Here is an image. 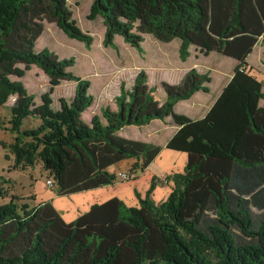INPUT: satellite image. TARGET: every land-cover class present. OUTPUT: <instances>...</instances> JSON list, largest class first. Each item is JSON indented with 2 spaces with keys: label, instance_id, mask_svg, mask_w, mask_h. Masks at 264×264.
Segmentation results:
<instances>
[{
  "label": "trees",
  "instance_id": "trees-1",
  "mask_svg": "<svg viewBox=\"0 0 264 264\" xmlns=\"http://www.w3.org/2000/svg\"><path fill=\"white\" fill-rule=\"evenodd\" d=\"M34 1L39 2L0 0V106L17 97L5 127L13 135L12 168L26 170L41 162L46 182H52L46 185L57 196L129 181L162 147L118 131L168 116L178 128L165 148L184 152L186 162L181 171L160 179L170 188L164 200L152 198L157 184L152 177L143 197L135 190L136 205L114 196L69 222L50 200L30 206L12 194L10 179L0 175V264H264V91L260 71L246 62L264 35V0H92L87 18L101 17L105 47L119 35L141 52L142 34L148 33L163 41L178 39L181 61L194 43L238 59L201 118L177 113L174 106L200 90L208 92V73L191 69L183 80L187 86L166 90L162 108L150 111L155 87L142 98L146 74L141 70L130 91L121 84L117 109L101 110L104 123L96 115L90 123L81 118L94 98L91 82L69 71L73 57L36 51L33 35L20 36L16 47L7 45L12 33L25 29V23L18 25L19 15ZM49 2L57 27L90 49L93 37L70 19L67 0ZM260 42L264 47V37ZM31 66L50 78L38 104L18 79ZM62 79L75 82L74 95L70 102L59 98L54 110L51 92ZM28 118L38 125L23 128ZM123 161H130L127 170H111ZM118 172L128 173V180Z\"/></svg>",
  "mask_w": 264,
  "mask_h": 264
},
{
  "label": "rangeland",
  "instance_id": "rangeland-1",
  "mask_svg": "<svg viewBox=\"0 0 264 264\" xmlns=\"http://www.w3.org/2000/svg\"><path fill=\"white\" fill-rule=\"evenodd\" d=\"M210 1L211 0H208L206 2H210ZM91 2L92 0H67V8L72 13L70 19L76 21V24L79 28H81L84 32L89 33L93 37V42L90 49H86L82 42L69 38L62 30H60L57 27L56 19L52 18L50 15L52 5L49 2V0H39V2L34 1L32 6L28 7L27 13L20 14L18 25L25 23L26 24V26L24 27L25 29L22 30L17 29L16 32L12 33L7 38V42H6L7 45H12L16 47L18 45V38L20 36L23 35L26 36L27 38H30L31 35H33L36 44L35 45L36 51H40L43 48H47L53 51L60 59L69 58V57L74 58V65L71 68H69V71L73 75H76L81 78H86L91 82L90 85L91 87L89 89V92L95 98L94 103L86 111L82 113V119L84 122L88 121L87 118L90 113H92L91 115H93V113L95 112L100 114L101 108L103 109L106 107H110V108L112 107V109L115 108L114 107L115 101L112 99L111 95L108 96V99L106 98L101 99L97 94L99 83L102 82L103 79L105 78L106 79L112 77L114 78L115 75L111 73L109 67V64L111 62L110 54L108 52L109 48L102 45V40L105 30L102 19L99 16H97L93 20L87 18ZM209 8L211 10L212 6H210ZM143 34H142L141 43L143 42ZM262 37H264V35L257 39L255 45L260 43ZM175 41L176 40L174 39H171L169 41H163L160 38L154 37L155 44L164 47L170 45L167 48V50L168 53L170 54L169 57L172 60L171 61L172 64H180L181 66H186L187 63L181 64L179 62L180 59L178 58L177 51L174 48L172 49V45L173 47L174 46L176 47ZM146 45H151V44L150 42H147ZM116 46L115 48H113L115 51L117 49L121 50V47L118 42H116ZM145 49L147 53L149 52L148 54L150 56L151 55L150 47L146 46ZM190 49H191L190 63L196 60L198 62L196 68L200 72L210 71L212 75L213 71L217 69V70H221L222 73H225L227 71L222 70V68L223 69L226 68L225 64L227 61L229 65L234 61L238 63V59H236L235 57L226 55L215 49L206 52V49L204 48L202 49V47L198 46L196 43L191 44ZM251 52H249V54ZM258 52H259V46L257 45L256 54L255 56L250 57L249 62L250 65L255 67V70L257 66L260 69L259 78H261L262 80L263 91H264V66L262 68L258 63L259 62L258 56L260 55V53ZM248 55L246 56V58L248 57ZM89 59H90L89 62L92 64L94 63V65L87 64ZM96 62L98 63V65ZM16 65L19 67H23L22 63H16ZM231 66L232 65H230L229 68H231ZM207 68L209 69L207 70ZM229 72L230 70L228 71V73ZM115 73H118V70H116ZM184 78L185 76L181 79L180 83L176 85L177 88L180 87V85H182L184 88L187 86V83L183 82ZM14 79L16 78L14 77ZM18 79H20L23 82L29 93L35 94L36 104L41 102L40 100L41 95L47 92L51 87L50 78H48L40 69L36 68L35 66H31V68L25 72L24 76ZM163 85L164 84L162 83L161 84L162 88L158 87L157 92L153 94L154 100L149 107L150 111H157V109L162 108L168 95L166 90H169V88H173V86L170 84H165L164 87ZM74 86H75V82L70 81L69 79H62L60 84L53 87L51 92V96L53 98V103L51 105L52 109L57 110L59 108V98H64L68 102L71 101L74 95ZM208 88H209V93L207 94V98L215 96L217 86L216 84H214V81L211 83V85ZM127 91L130 90L127 89ZM147 91H148L147 88L141 87L140 93H142L143 95L142 98H144ZM142 98L139 97L137 99L134 109L140 103ZM16 101H17V97L11 96L5 105L0 106V126H1L0 175L4 176L7 179H10L11 181L10 182L11 184L9 186L11 190L10 192L17 196L24 197L25 199H23V201L27 202L30 206H35L43 201H47L51 199L52 204L59 211L62 217L65 218L67 206L64 207L62 203L66 198L69 197L68 196L57 197L55 189L53 187H48L46 185L48 173L43 169L41 162H36V164L33 167H29L26 170H17L12 168L14 160L12 154L9 152V145L13 142V135H11L9 131L5 130V127H8V120L10 118V107L15 105ZM174 110L177 113L185 114L187 116L189 115L188 112L191 113L192 115L195 112L194 110L186 111L188 110V107L179 106V105L176 106V109ZM98 119L100 120V117H98ZM38 123L39 121L28 118L25 120L23 124V128L35 127L36 125H38ZM154 127H155L154 124H152L151 126H142V127L131 125L123 128L119 134L130 139L147 141L159 145L164 144L163 141L164 134L162 132L159 133V131L155 130ZM169 152L171 151L165 149L162 154V157H164ZM172 153H177V152L172 151ZM168 155H169L168 156L169 159H172L175 164H178L179 160H177V158H174L175 154H168ZM183 155H185V153H183ZM160 162H161L160 159L152 161L149 166V173H156V176L158 177L161 176L162 178L164 174H165L164 176H166V173H164L161 167L162 165H160L161 164ZM173 162L171 163L174 164ZM129 163L130 161H128L126 165L125 161L120 162L115 166H113L111 170L115 172L125 171L128 169L127 166L129 165ZM140 177H141L140 182H136V183L133 182V184L135 183L134 184L135 190L139 194H141L140 192L143 191L140 186L141 185L145 186L147 183L146 176H140ZM158 180L156 178L155 182L157 183ZM130 183L131 182L126 181L122 185L121 183L118 185L115 184L114 186L109 187L104 191L116 195L118 198L122 196L128 200V198L126 197L128 194L126 192V189H128L127 186H129ZM149 186L150 183L148 185V188ZM96 196H99L97 192H93L91 194L84 195L83 198L85 200L86 198L87 200H89ZM72 197L73 196H71V198ZM77 200L78 199L76 198L75 201ZM80 203H83V201H81ZM72 205L74 206L75 204L72 203ZM72 205H70V207H73Z\"/></svg>",
  "mask_w": 264,
  "mask_h": 264
},
{
  "label": "crops",
  "instance_id": "crops-1",
  "mask_svg": "<svg viewBox=\"0 0 264 264\" xmlns=\"http://www.w3.org/2000/svg\"><path fill=\"white\" fill-rule=\"evenodd\" d=\"M174 40H176L175 41L176 47L175 46L173 47V45H172V49L174 48L178 53L180 41L178 39H174ZM116 42L119 43L121 50L117 49L115 51L113 49L116 46ZM147 42H150V44L152 46L146 45ZM257 45L259 46V52L258 53H260V55L258 56L259 57L258 63L263 68V66H264V64H263L264 47L261 45V42L256 44L253 47L252 52L246 58V62L249 66H252V65H250L249 59L251 56H255ZM146 46L150 47V49H151V52H150L151 55L150 56L148 54L149 52L147 53V51L145 49ZM169 46L170 45H167L164 47V46H159V45L155 44L154 36L151 34L145 33V34H143V42L141 43L142 51L139 52L134 47H132L131 45L126 43L121 36H119V35L115 36L113 46L107 47V48H109L108 52H109L110 58H111V62L109 64L110 71L115 76H114V78L113 77L109 78V79L105 78V79H103L102 82L99 83L98 90H97L98 96L101 99H105V98L108 99V96L111 95L112 99L115 101V97L118 96L120 93L121 84L124 85L126 90L127 89L130 90L132 85L134 84V80H135L137 73L141 70H143L146 74V82L143 85H141L140 87H145V88H147V90L151 87H153V88L155 87V92L153 93V94H155L157 92L158 87L162 88V86H161L162 83L164 84L163 87L165 86V84H170L173 87H176V85H178L180 83L181 79L186 75V73L194 68L197 73H200V74L208 73V75L210 77V81L206 84V86L209 87L211 85V83L214 81V84H216V86H217L216 94H215V96L207 98V94L209 93V88H208V92H203L200 90V91L194 93L189 99L178 101L176 103V105L174 106V109H176V106H178V105L179 106H185V107H188V110H186V111H190V110L195 111L193 115L188 112V114L190 115V116L188 115L189 117H191L193 119L203 117L206 114V112L209 110L210 106L213 104V102L215 101V99L217 98L219 93L221 92L222 88L229 81V79L232 75V72H233V68L235 67L237 62L234 61L233 63H231L230 65H232V66H231V68H229L230 65L227 61L225 64L226 68L225 69L222 68V70H225L227 72L222 73L221 70L215 69V71H213V73L211 75L210 71H205V72L198 71V69L196 68L198 62L196 60L193 61L192 63H190L191 49H189L190 54L187 57V59L185 61H181V60L179 61L181 64L187 63L186 66H181L180 64H172L171 63L172 60L169 57L170 54L168 53V50H167V48ZM178 58H179V53H178ZM89 61H90V59L87 62L88 65H94V63L92 64ZM106 63H104V64H106ZM97 65H98V63H97ZM208 69L209 68H207V70ZM257 69L260 71L258 66H257ZM116 70H118V73H115ZM229 70H230V72L228 73ZM214 72H215V74H214ZM130 74L131 75L133 74L132 77ZM110 91H111V94H110ZM93 98H94V96H93ZM94 100H95V98H94ZM94 100H93V103H94ZM260 103L262 105H264V101H261ZM185 104H187V105H185ZM114 107L115 108H113V109H112V107L111 108L106 107V108H109L111 110H116L117 109L116 102L114 104ZM102 109L103 108L100 109V114L95 112V113H93V115H91L92 113H90L88 118H87L88 121L86 123H90L91 118L95 115L100 117V121L104 123L105 122L104 118L101 116V110ZM181 111H182V109H181ZM81 118H82V115H81ZM152 124L155 125V127H154L155 130L159 131V133L162 132L164 134V139H163L164 144L160 145L162 147V150L155 157V159L153 161L160 159V161H161L160 165H162L161 167H162L164 173H166V175H168L169 173L174 172V171H181L185 165V162H186V154L183 155L184 152H179V151H175L177 153H172V151H174V150H170V149L165 148L167 141L171 138V136L177 130L178 126L172 122V120L169 116L165 117L163 120L154 119L149 124H147L145 126H151ZM122 129L119 130L118 133H120L122 131ZM157 145H159V144H157ZM165 149L170 150L171 152L167 153L164 157H162V154H163ZM168 154H175L174 158H177V160H179L178 164H175L172 159H169ZM171 162H173L174 164H172ZM177 165H179V166H177ZM149 166L146 169H144L142 172H139L134 178L129 180V182H131V183L129 186H127L128 189H126V192L128 194H127V196L125 195L128 198V200L122 196H120V199H123L129 205H136L138 203V199L134 193L135 192L134 184L136 182L141 181L140 176H146L147 177L146 185L140 186L141 189L143 190L140 192L141 193L140 195L142 197L145 195V192L148 189V185L151 182L152 177H156L157 179H159V182H157V184H156V186L152 192V198L156 199L157 201H162L167 197V195L170 192L169 186L160 183L161 182L160 181L161 176L158 177V176H156V173H149ZM164 175L162 177H164ZM125 182L126 181L116 182L114 184L105 185V186L97 188V189L83 191V192L68 195L69 198H66L62 203V205L64 207L67 206V209H66L67 211L65 213L64 219L68 222L72 221L80 213L88 210V208L91 206V204L103 202V201H105L111 197L116 196V195H113L111 193L105 192L104 190L108 189L109 187L114 186L115 184L118 185L121 183V185H122ZM133 182H135V183L133 184ZM99 190H101V191H99ZM93 192H97V194L99 196L93 197L89 200H87L86 197H85L86 200L83 198L84 195L91 194ZM71 196H73V197L71 198ZM57 197H60V196H57ZM76 198L78 199L77 201H75ZM50 201H51V199H50ZM81 201H83V203H80ZM72 203H74L75 205L73 206ZM70 205H72L73 207H70Z\"/></svg>",
  "mask_w": 264,
  "mask_h": 264
},
{
  "label": "built area",
  "instance_id": "built-area-1",
  "mask_svg": "<svg viewBox=\"0 0 264 264\" xmlns=\"http://www.w3.org/2000/svg\"><path fill=\"white\" fill-rule=\"evenodd\" d=\"M118 176L120 177V179H122V180H128V178H129V176H128V173H126V172H118ZM49 186H51L52 185V182L50 181V180H48L47 182H46Z\"/></svg>",
  "mask_w": 264,
  "mask_h": 264
}]
</instances>
